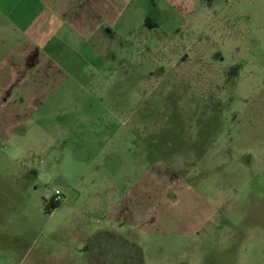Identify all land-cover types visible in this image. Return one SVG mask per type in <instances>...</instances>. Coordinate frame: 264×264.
<instances>
[{
    "label": "rangeland",
    "instance_id": "obj_1",
    "mask_svg": "<svg viewBox=\"0 0 264 264\" xmlns=\"http://www.w3.org/2000/svg\"><path fill=\"white\" fill-rule=\"evenodd\" d=\"M192 2H128V31L83 33L97 59L68 27L39 63L0 30V264L82 234L74 264H139L132 243L142 264H264V0Z\"/></svg>",
    "mask_w": 264,
    "mask_h": 264
},
{
    "label": "crops",
    "instance_id": "obj_2",
    "mask_svg": "<svg viewBox=\"0 0 264 264\" xmlns=\"http://www.w3.org/2000/svg\"><path fill=\"white\" fill-rule=\"evenodd\" d=\"M130 1L133 0H0V26L3 23L0 30L2 32L5 30L6 33H13L15 35L12 41L13 46L8 48L19 49V46L22 47L21 44L27 41V46L24 45L26 46L24 54H28L29 50L34 48L37 54L36 60L39 63L41 61L42 45H39L38 42L43 43L44 36L47 33L53 32L54 26H56V32L62 30V27H68L73 30L74 34L77 32L81 35L78 40L83 44L82 47H85L89 53V57L97 59L99 57V51L97 49L94 50L95 47L88 44L91 38L90 35L84 38L82 36L83 33L87 28V32L95 33L100 28H114L117 25L120 26V31H128V28L131 27L129 20L122 19V17ZM162 1L164 7L167 5L166 8L177 11L178 13L192 11V9L185 10L184 6L180 4V0H178L179 2L177 0ZM176 1L178 2L177 4ZM188 1L189 5H192L193 0ZM193 8H195L194 4ZM135 9H132L130 12L131 19L133 18ZM110 10H114L115 12L111 16L109 15ZM99 39H102V41L108 40L106 33L102 32L99 35ZM5 41V39L0 37V44L6 43ZM24 46L23 48H25ZM12 53L16 52L13 51L5 54L0 64L8 62L7 60L10 59ZM102 54L104 56V53ZM16 72L17 74L19 73L18 71ZM90 240L91 234L77 235L73 240L66 237L63 240L64 242L79 241L83 247L78 245L73 250L67 246L61 254H52L47 250L41 249L38 254V260H36L39 264H74L71 256L76 251L81 255L84 249L89 250Z\"/></svg>",
    "mask_w": 264,
    "mask_h": 264
},
{
    "label": "flooded vegetation",
    "instance_id": "obj_3",
    "mask_svg": "<svg viewBox=\"0 0 264 264\" xmlns=\"http://www.w3.org/2000/svg\"><path fill=\"white\" fill-rule=\"evenodd\" d=\"M156 69H160V68H156ZM164 71H165V69H163L162 71L161 70H158L157 72H156V79H153V80H155L154 82H156V85H157V87H156V85H155V90L156 89H158L161 85L163 86L164 84H163V75H164ZM147 78L149 79V80H152V79H150V76H149V74L147 75ZM142 80L140 79V82H141ZM146 102V101H145ZM142 103H143V101H142ZM147 103V102H146ZM149 113H152L153 112V107H152V105L150 106V109H149V111H148ZM141 129V128H140ZM154 133V132H153ZM156 136V135H155ZM154 135H151L150 137H148L147 139H152V141H150V144L151 145H153L154 143H156V141H157V136L155 137ZM154 148H152V150H153ZM152 163H154V161L152 162ZM155 163L156 164H159L160 162L157 160V159H155ZM152 173H154V172H152Z\"/></svg>",
    "mask_w": 264,
    "mask_h": 264
},
{
    "label": "trees",
    "instance_id": "obj_4",
    "mask_svg": "<svg viewBox=\"0 0 264 264\" xmlns=\"http://www.w3.org/2000/svg\"><path fill=\"white\" fill-rule=\"evenodd\" d=\"M59 203H53V202H50V205H51V207H56L57 205H58ZM131 247H132V249H133V253L135 254V257H138L139 258V260H141L142 261V252H141V249L135 244V243H132V244H129ZM141 261H140V263H141ZM139 263V264H140ZM142 264V263H141Z\"/></svg>",
    "mask_w": 264,
    "mask_h": 264
},
{
    "label": "built area",
    "instance_id": "obj_5",
    "mask_svg": "<svg viewBox=\"0 0 264 264\" xmlns=\"http://www.w3.org/2000/svg\"><path fill=\"white\" fill-rule=\"evenodd\" d=\"M62 200H63V194H62L61 190L56 188L54 190L53 199L51 200V202L60 203V202H62Z\"/></svg>",
    "mask_w": 264,
    "mask_h": 264
}]
</instances>
